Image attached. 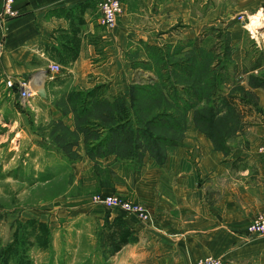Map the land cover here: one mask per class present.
<instances>
[{
  "label": "crops",
  "instance_id": "0c3cea01",
  "mask_svg": "<svg viewBox=\"0 0 264 264\" xmlns=\"http://www.w3.org/2000/svg\"><path fill=\"white\" fill-rule=\"evenodd\" d=\"M123 2L124 14L119 24L108 28L101 21V0H15L20 15L7 22L1 21L4 0H0V42L5 47L0 60V92L2 88L8 90V79L32 78L41 71L47 73L45 84H55L60 77L50 72V65L75 60L67 70L82 96L102 87L95 93L100 100L122 98L134 112L132 88L159 82L156 77L146 82L148 76L141 64L152 60L157 52L166 59L178 53L188 55L190 44L200 43L205 34L224 27L241 14L249 16L264 9V0ZM239 29L240 25L235 26V30ZM74 37L79 42L76 59L65 55L62 47ZM203 54H194L192 60L171 62L180 66L182 72L180 80L169 76L177 88L165 91L169 101L165 108L169 114L166 127L181 131L167 133L171 141L163 149L162 161L144 150L136 151L135 161L109 150L103 124L93 125L92 139L81 133L79 136L72 110L65 114L55 101L50 104L53 98L49 90L37 96L40 81L35 80L31 87L37 98L32 99L28 111H22L28 135L31 129L25 121L31 108L37 112L50 110L52 120L61 121L76 135L73 145L79 157L71 167L76 184L84 180L91 188L71 199L77 207L87 205L85 210L100 215L108 210L91 205L92 196L115 194L149 208L152 218L147 225L124 216L138 236L137 243L121 251L123 259L132 264H197L210 256L230 264H264V237L246 233L248 225L264 212V87L250 83L264 73V60L260 67L254 62L249 68H244L243 60H235L236 90L229 88V83L224 84L212 91L210 101L201 99L191 106L189 87L203 92L206 84ZM217 65H210L213 80L221 82L223 75H228L227 81H231L229 65ZM198 68L190 76L189 70ZM55 90L68 98L75 93ZM219 95L231 101L239 98L232 102L239 106H231L236 112L218 109L215 105ZM240 98L251 104L241 105ZM237 107L244 118L232 141H226L228 149L220 150L219 141L206 131L208 120L197 113L214 109L219 118L237 116ZM153 110L160 111L157 106ZM173 136L177 138L175 143Z\"/></svg>",
  "mask_w": 264,
  "mask_h": 264
},
{
  "label": "rangeland",
  "instance_id": "374dc122",
  "mask_svg": "<svg viewBox=\"0 0 264 264\" xmlns=\"http://www.w3.org/2000/svg\"><path fill=\"white\" fill-rule=\"evenodd\" d=\"M234 23L240 25L235 20L226 22L225 25H222L224 27L220 26L213 32L205 34V39L199 41L200 43H191L192 49L188 55L178 53L166 59L157 52L152 60L141 64L148 76L146 82L150 81V77L162 78L167 82L170 75L175 80H180L181 67L171 64V62L192 60L194 54L201 57V53L204 52L202 58L206 60L204 71L207 91L210 87L216 90L227 83L231 85L229 88H234L236 86L234 83L237 82L234 80L235 60H243L244 68H249L254 62V64L261 65L262 60H264V38L262 43H258L254 39L256 35H252L253 32H248L241 25L242 29L235 30L237 25ZM262 25L264 26V22ZM257 27L259 28V26ZM255 32L257 33V31ZM257 39L261 40L262 38ZM171 51H169V55H172ZM164 62L168 63L167 66ZM212 62L219 64L217 67L228 64L230 72L232 71L233 74L231 81H227L228 75H223L226 80L223 79L221 82L213 80L215 78L213 72L210 71ZM60 65L63 68L60 73L56 74L59 75L60 79L55 84L50 82L47 85L44 83L47 75L45 71L39 72L34 77L33 81L41 82L38 83L40 88L37 96L39 93L49 90L53 98V102L50 104L54 105L55 101V105L61 107L65 114L74 109L73 118L75 117L78 124L79 136L81 133L92 139L94 137L91 131L92 125L96 123L103 124L107 129L113 128L112 123H100L102 115L107 112V109L109 110V107L79 108V100L83 98L82 94L78 92V88L68 74V66L61 63ZM198 70L199 68L189 70L190 76ZM202 70L203 68H200V72ZM55 88L75 91L71 94L72 97L75 95V98L64 97L62 91H56ZM1 91L0 251L13 243L17 232L19 245L22 249L20 255L12 258L9 264H132V262L123 259L121 255V251L125 247L121 251L115 252V248L108 241V237L113 232L112 227L120 215L112 214L109 211H102L100 215H93L90 211L85 210L88 208L87 205L77 207L75 202L71 200L91 189L84 184V180L76 184V178L71 167L79 157L73 145L76 135L70 133L61 121L52 120V114L46 108L41 112L31 108L30 113L26 114L27 120L25 122H28L31 129V133L28 135V130L22 123L21 115L22 111H28L29 106H32V99L37 98V96L34 94L31 101L22 102L17 91H9L6 88L4 90L2 88ZM221 96L219 95L217 98L215 106L218 109L225 108L226 110L224 101L231 100V98ZM235 99L238 100L239 98H232L231 102ZM233 104L238 105L237 103ZM237 110L239 115L228 114L221 117V124H219L220 122L215 124L211 130L216 134L220 145L226 149H228L226 141H232L235 136L234 132L238 130L240 121L244 118L238 107ZM153 127V140L159 135L166 134L163 128L156 125ZM133 130V128H129L127 134ZM106 134L108 140H111L107 148L114 150V145L121 141L123 135L111 131ZM135 134L139 141L144 139L143 134L138 132ZM40 138L42 141H39ZM124 148L128 151L133 149L132 146ZM133 152L130 155L135 157L134 159L131 158L135 161L138 156L135 153L136 150ZM30 220L43 222L49 226L51 238L47 249L38 246L34 238H29L33 231V227L27 224ZM0 264L6 263L0 258Z\"/></svg>",
  "mask_w": 264,
  "mask_h": 264
},
{
  "label": "trees",
  "instance_id": "16d2710c",
  "mask_svg": "<svg viewBox=\"0 0 264 264\" xmlns=\"http://www.w3.org/2000/svg\"><path fill=\"white\" fill-rule=\"evenodd\" d=\"M79 42L75 40V37L68 42H66L62 47L66 51L65 55L67 56H73V59L77 58V55L79 53ZM75 60H60L62 64L69 65L71 62ZM154 62V61H153ZM149 63V62H148ZM167 66L168 63L164 62ZM147 64V63H146ZM154 65V63H153ZM180 67V66H179ZM256 67H260V65L257 64ZM211 71V70H210ZM204 73V77H205ZM213 83V81H211ZM250 83L254 86H260L264 87V73L261 77L252 78ZM214 85V83H213ZM102 87H98L92 92L87 93L85 96H82L83 98L79 100V108L80 107H87V109L91 108H102V107H109V110L107 109L106 113L102 115L101 123H112L111 125L114 126L113 128H105L107 131H111L113 133H119L122 134L123 137L121 138V141L119 143H116L114 146V151L121 154L126 160L134 159L135 157L131 156L133 150L140 151L144 150L145 152L151 153L154 157H157L159 161H162V155H163V149L166 147V145L169 143V140L167 138V133L169 134V131H173L174 133L180 132V130H172L171 128L166 127V120L169 117V114L166 113L165 108L168 101V97L165 95V91L167 89H175L177 88L174 86V84L171 82V78L168 77V80L160 79L157 84L154 86H134L132 88V96H131V105L134 109V112H131L129 108L127 107V103L122 98H116L114 101L109 102L106 100H100L99 97L95 94L97 91H99ZM199 92L196 91L195 86H190L188 93L191 95L190 99V105L195 106L198 104L197 101L203 99L210 101L212 98V87L207 91V84H205V87L202 88ZM72 99L75 98V95L73 97H70ZM207 101V103H209ZM241 102V105H250V101L246 98H240L239 100ZM177 104H180V101L176 102ZM212 103V102H211ZM225 106L229 109V111L236 112V109H232V102L231 100H225L224 101ZM157 106L159 109L162 108L160 111H154L153 109ZM77 111V110H76ZM75 110L73 109V113ZM77 113V112H76ZM155 114V115H154ZM201 114L202 117L206 118L209 122V129H205L213 138L216 137V134H214L213 127H215V124H221L222 118L217 117V113L214 111V109H205L204 111L197 113ZM77 117V115H76ZM216 121V123H215ZM159 126V128H163L165 130L166 134L159 135L158 138L153 140V126ZM93 126V125H92ZM99 127V126H98ZM129 128H133L134 132L131 131L127 134ZM79 132V131H78ZM136 132L143 134L144 139L141 141L138 140ZM213 132V133H212ZM127 134V136H126ZM85 135V134H84ZM173 136L172 141L175 143L177 141V138H174ZM217 139V137H216ZM111 141V140H109ZM216 141V140H215ZM218 141V139H217ZM217 147L220 150H225L218 142ZM126 146H132V151H128ZM130 149V148H129ZM134 153V152H133ZM137 153V152H135ZM129 155V156H128ZM29 226L33 227V231L30 233L29 238H34L35 243L44 248L47 249L50 245V238H51V231L49 226L46 223L39 222L36 220H30L27 222ZM113 232L108 237V241L111 242V246L115 248V252L121 251L124 247L127 245H131L138 242V236L135 234V232L132 230L131 227H129L126 224L124 215L120 214L119 219L115 222V224L112 227ZM21 247L19 245V235L18 232L15 235V240L13 243L8 245L5 248H2L0 251V258L3 259V262L5 261L6 264H9V261L20 255Z\"/></svg>",
  "mask_w": 264,
  "mask_h": 264
},
{
  "label": "built area",
  "instance_id": "2783aa9c",
  "mask_svg": "<svg viewBox=\"0 0 264 264\" xmlns=\"http://www.w3.org/2000/svg\"><path fill=\"white\" fill-rule=\"evenodd\" d=\"M123 0H101L100 3V13H101V21L102 24L108 28L116 27L124 14ZM260 14L262 19L264 20V9L260 12L247 15L241 14L235 17V21L239 23L243 28H245L248 32L252 33V31L248 28V26L252 22V18L256 15ZM20 12L15 6V0H4L3 10L1 14V21L7 22L9 20L15 19L19 17ZM254 36V34H252ZM264 35V26L262 24L259 25V28L256 33V37L254 39L259 43L263 40ZM257 38H262L258 40ZM264 41V40H263ZM262 43V42H261ZM260 45V44H258ZM5 51L4 43L0 42V60L3 57ZM62 67L59 64H51L50 72L52 74L60 73ZM35 78H13L8 79L6 81V86L10 91H17L19 99L22 102H29L31 98L36 96L35 91L31 89L33 80ZM33 81V82H32ZM32 83V84H31ZM29 88L32 90L28 94ZM264 152V149L262 150ZM91 205L100 206L108 211H116L119 214L124 215L125 217H134L138 222L142 224H149L151 222V212L149 208L140 202L128 200L121 196H117L115 194L112 195H103L97 194L93 195L91 199ZM247 235L253 237H264V212L258 214L256 218L248 225L246 230ZM197 264H230L228 261L223 260L222 258L217 257H207L198 261Z\"/></svg>",
  "mask_w": 264,
  "mask_h": 264
},
{
  "label": "bare ground",
  "instance_id": "6f19581e",
  "mask_svg": "<svg viewBox=\"0 0 264 264\" xmlns=\"http://www.w3.org/2000/svg\"><path fill=\"white\" fill-rule=\"evenodd\" d=\"M262 22H264V20L262 19V17L260 16V14L256 15L254 18H252V22L249 25V29L253 32L254 35H256V32L258 30V27L260 24H262ZM29 94V90L27 91Z\"/></svg>",
  "mask_w": 264,
  "mask_h": 264
}]
</instances>
